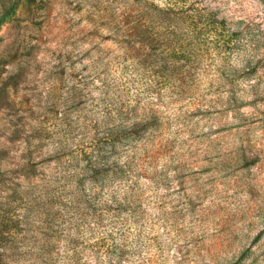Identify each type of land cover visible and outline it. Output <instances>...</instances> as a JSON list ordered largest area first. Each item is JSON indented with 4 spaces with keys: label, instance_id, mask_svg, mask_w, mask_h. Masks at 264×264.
<instances>
[{
    "label": "rangeland",
    "instance_id": "obj_1",
    "mask_svg": "<svg viewBox=\"0 0 264 264\" xmlns=\"http://www.w3.org/2000/svg\"><path fill=\"white\" fill-rule=\"evenodd\" d=\"M0 264H264V0H0Z\"/></svg>",
    "mask_w": 264,
    "mask_h": 264
}]
</instances>
